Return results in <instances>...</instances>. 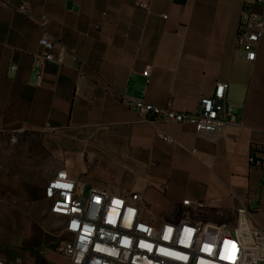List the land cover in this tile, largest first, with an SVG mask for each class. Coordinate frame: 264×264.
<instances>
[{"label":"crops","instance_id":"1","mask_svg":"<svg viewBox=\"0 0 264 264\" xmlns=\"http://www.w3.org/2000/svg\"><path fill=\"white\" fill-rule=\"evenodd\" d=\"M243 10L244 0H0V244L18 250L10 263L66 262L50 252L64 238L39 218L55 216L45 187L61 169L84 187L138 193L159 214L195 210L183 207L190 200L205 204L207 222L246 208L264 228V167L249 161L251 148L264 154V39L255 62L238 55ZM44 33L66 48L65 64L38 76ZM218 82L243 123L218 139L145 123L122 100L195 112Z\"/></svg>","mask_w":264,"mask_h":264},{"label":"built area","instance_id":"2","mask_svg":"<svg viewBox=\"0 0 264 264\" xmlns=\"http://www.w3.org/2000/svg\"><path fill=\"white\" fill-rule=\"evenodd\" d=\"M257 6L264 7V0H244L237 31L236 52L248 63L256 61L258 45L264 39V14L254 10ZM140 7L147 9L148 5ZM16 10L23 13L25 7ZM39 47L34 55L38 76L46 63L65 64L66 48L47 34L39 40ZM143 75L148 78L150 70ZM228 90V83H216L213 94L202 98L195 112L157 107L144 100H122L145 123L189 124L199 137L218 139L227 128L243 127L242 116L227 101ZM164 140L173 141L170 137ZM249 161L263 168L264 154L251 148ZM84 190L66 169L58 171L45 187L51 214L64 220L65 237L57 248L66 259L63 264H264V228L253 222L246 208L237 210L233 230L191 216L156 226L146 221V209L138 193L114 194L93 188L85 196ZM182 205L206 208L190 200ZM0 264L13 263L0 258Z\"/></svg>","mask_w":264,"mask_h":264},{"label":"rangeland","instance_id":"3","mask_svg":"<svg viewBox=\"0 0 264 264\" xmlns=\"http://www.w3.org/2000/svg\"><path fill=\"white\" fill-rule=\"evenodd\" d=\"M257 173H258L257 176L259 177V183L261 185L260 186L261 190H263L264 189V169L258 170ZM84 189H85L84 190V194H85V196H87L88 193L90 192V190L92 189V187L90 185L86 184ZM143 206L146 209V214H145L146 221H149V222L153 223V225H156V226L161 224V223H163V222L178 223L182 219H185L187 217L188 213L192 215L191 216L192 219H197L199 221H202L203 223H207V221H211L210 219H208L209 216L205 215L206 212H207L206 209H203V210L195 209L194 210V209H175V208H170L164 214H159L151 206L150 207L149 206L146 207L145 205H143ZM49 211H50V208H49ZM194 213H196V214L198 213L199 215L195 216ZM47 217L49 218V221L51 222V224L53 226L52 227V231L56 235H58L59 242H60L64 238L63 236L65 235L64 232H63V228H62L61 218H59L58 216H39L40 219L41 218L46 219ZM213 225H215L216 227L225 226L228 229L233 230L236 227V225H237V217L233 216V215H230V216H228V218H226L224 220V224L223 225H222V223L220 221H214ZM0 232L1 233H5V231H3V229L0 230ZM6 239H7V237H6ZM4 250H6V251H4ZM17 251L18 250L13 248L10 243L2 242L0 244V258L5 260V261H7V262L12 261V259L10 257H6L5 254H10L11 255L12 253L17 252ZM50 252L52 254H55V256L60 257L61 258L60 259L61 262L64 261L63 258H62V255L60 253H57L55 250H51Z\"/></svg>","mask_w":264,"mask_h":264}]
</instances>
